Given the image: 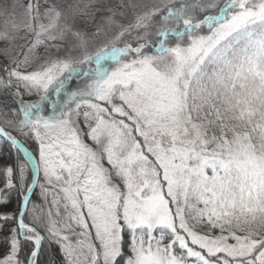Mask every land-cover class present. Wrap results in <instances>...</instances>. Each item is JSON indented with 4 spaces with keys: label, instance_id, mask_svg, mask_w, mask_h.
I'll return each instance as SVG.
<instances>
[{
    "label": "snow or ice",
    "instance_id": "obj_1",
    "mask_svg": "<svg viewBox=\"0 0 264 264\" xmlns=\"http://www.w3.org/2000/svg\"><path fill=\"white\" fill-rule=\"evenodd\" d=\"M93 6L28 0L18 55L0 32L19 197L0 264H40L45 244L63 264H264V0L121 2L90 38L71 18ZM68 36L77 55L32 67Z\"/></svg>",
    "mask_w": 264,
    "mask_h": 264
},
{
    "label": "trees",
    "instance_id": "obj_2",
    "mask_svg": "<svg viewBox=\"0 0 264 264\" xmlns=\"http://www.w3.org/2000/svg\"><path fill=\"white\" fill-rule=\"evenodd\" d=\"M28 0H0V32L7 30L9 33L16 35L18 38L15 41V48L13 51V55H18L21 51L26 50L28 46V42L32 39L31 35L26 33L24 30H20L18 33L13 29V24L11 21H7L6 18L11 14L14 15L15 24L23 23L24 17V9L23 5L27 4ZM54 2L64 11H68L70 8L73 10L76 9H84L85 5L93 4L92 8L85 9L89 13H94V18L91 15L89 16H81L74 15L71 18V22L74 25L75 29L81 30L91 38L92 33L96 31L98 25L102 23V18L107 16L109 13L107 12V8L115 7L123 2L125 5L128 4H145L151 3L153 0H54ZM101 9V10H97ZM118 11L126 10L129 14V18H131V14L134 11H140V8H126V9H117ZM6 24L7 27H6ZM96 38V37H95ZM94 38V40H95ZM71 39H67V43L64 45L68 46V42ZM94 44V43H93ZM19 46H24V49H21ZM5 47H9L7 43L3 40H0V50ZM53 48H45L43 46L36 49L34 56L35 60L32 65L33 68L38 67L40 64L44 63L46 59L51 57V52ZM71 53L74 54V51ZM22 59V55L20 57ZM0 64L7 65L8 58L0 52ZM31 70V69H30ZM28 99V97H26ZM31 99H36V97H31ZM15 104L11 102V96L6 92L0 91V125H3L4 120L6 118H12L11 112L9 109L14 108ZM4 112H8V117L3 115ZM14 135H17L19 139H23V137L19 136L18 133L13 132ZM27 147L30 150L35 151L37 149V144L32 141H26ZM16 150L11 146L9 142L0 140V199H7L9 203L6 206L0 207V212H10L15 213L18 210V194L16 191H9L4 187V175L3 169L7 166H14L16 163ZM38 193V190H37ZM34 203L41 204L42 201L38 198H34ZM14 225L9 224L8 227H13ZM5 232H0V240H2ZM6 251L4 245L0 243V258L3 257L4 252ZM27 251V249H26ZM40 264H63V257L59 251L57 245L52 244L50 247L45 244L44 250L40 256Z\"/></svg>",
    "mask_w": 264,
    "mask_h": 264
},
{
    "label": "rangeland",
    "instance_id": "obj_3",
    "mask_svg": "<svg viewBox=\"0 0 264 264\" xmlns=\"http://www.w3.org/2000/svg\"><path fill=\"white\" fill-rule=\"evenodd\" d=\"M0 14H1V10H0ZM6 20L7 21L8 20L11 21L12 24L15 23V18H14L13 14H11L9 17H7ZM7 25L8 24H6V27H7ZM109 35H112V33H110ZM67 39H71L68 42L69 43L68 46H66V44H65L59 50H57L56 48H53V50L51 52V57L65 56V55H69V54H71V55H77L78 54V52H76V51H74V54L69 52V50L72 48V46L75 43V41L73 40V38L71 36H68ZM67 39L65 41L66 43H67ZM104 41H105V37H103V36L96 37L95 40H94V44H92L91 47H96L99 44L103 43ZM3 74H4L3 72H0V75H3Z\"/></svg>",
    "mask_w": 264,
    "mask_h": 264
}]
</instances>
